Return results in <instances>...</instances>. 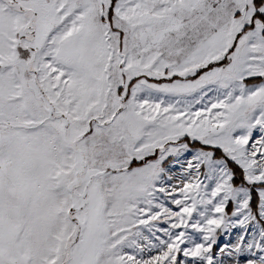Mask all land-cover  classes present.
I'll list each match as a JSON object with an SVG mask.
<instances>
[{
  "label": "snow or ice",
  "instance_id": "6c2138e0",
  "mask_svg": "<svg viewBox=\"0 0 264 264\" xmlns=\"http://www.w3.org/2000/svg\"><path fill=\"white\" fill-rule=\"evenodd\" d=\"M0 264H264V0H0Z\"/></svg>",
  "mask_w": 264,
  "mask_h": 264
}]
</instances>
